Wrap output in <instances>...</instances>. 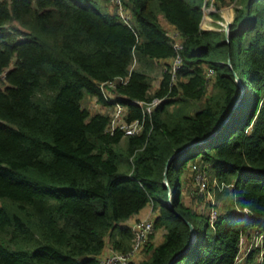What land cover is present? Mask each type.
I'll list each match as a JSON object with an SVG mask.
<instances>
[{"label": "trees", "instance_id": "trees-1", "mask_svg": "<svg viewBox=\"0 0 264 264\" xmlns=\"http://www.w3.org/2000/svg\"><path fill=\"white\" fill-rule=\"evenodd\" d=\"M238 1L227 38L201 27L204 0H122L128 24L108 0H0V264L127 254L124 221L147 205L146 257L128 264H264V0ZM119 77L137 135L83 105H111L100 83ZM209 192L213 216L192 205Z\"/></svg>", "mask_w": 264, "mask_h": 264}, {"label": "built area", "instance_id": "built-area-1", "mask_svg": "<svg viewBox=\"0 0 264 264\" xmlns=\"http://www.w3.org/2000/svg\"><path fill=\"white\" fill-rule=\"evenodd\" d=\"M115 5L116 10L122 20L128 24L130 21V14L124 9L122 5V0H111ZM204 5V4H203ZM203 14L208 12V10H203ZM204 20V19H203ZM202 22V21H201ZM175 48H179V44H174ZM180 59L177 57L172 65V69L175 71L179 67ZM213 75V70L211 68L207 69L206 76L210 77ZM125 81L124 78H117L113 81L102 82L100 83V91L103 99L112 105L113 113L109 116V123L107 130L110 133H114L115 131H122L125 135H137L143 130V122L139 119H134L131 121L127 120V106L126 104L119 101L116 98V86L118 83H123ZM114 95H111V94ZM95 99V98H93ZM96 100V99H95ZM158 101V103H157ZM161 99L154 98L152 101L145 103L141 101H131L135 106L139 107L144 113L150 112L151 108L155 105L159 104ZM196 181L199 184V192H203L206 189L207 184V176L205 173L198 172L196 174ZM244 215H247L248 210L245 208L241 210ZM134 238L132 249L129 253L123 254L117 251L109 250L108 253L98 260L99 264H128L129 261L132 260L133 255L136 251H138L146 242L148 235L152 233L154 229L153 220L151 217L147 216L145 219H137L131 224ZM244 243L243 236L240 237V245Z\"/></svg>", "mask_w": 264, "mask_h": 264}, {"label": "rangeland", "instance_id": "rangeland-1", "mask_svg": "<svg viewBox=\"0 0 264 264\" xmlns=\"http://www.w3.org/2000/svg\"><path fill=\"white\" fill-rule=\"evenodd\" d=\"M109 3V9L111 11H113L115 5L112 3L111 0H108ZM203 10H208V12L205 14H203V18H202V25L201 27L204 29H208L207 27L210 26L209 22H212L215 27H213L212 29H219L223 32H225V25L226 22L224 19H226L227 17L229 18L230 15L233 12V17L235 14V8L239 7V1L238 0H204L203 2ZM159 19L161 20L162 24L165 26V28L168 31H171V26L165 22L164 17L162 14L159 15ZM204 19V20H203ZM223 19V20H222ZM233 19V18H232ZM232 21V20H231ZM230 21V23H231ZM136 63H133L130 66V70H132L135 67ZM163 66V65H162ZM157 72L156 74H154L153 76V82H152V91L155 89V87L158 85V82L160 80L159 76H157L159 74V71L162 69L161 65L158 64L155 66ZM111 95H114L113 93ZM109 102V101H108ZM158 103V101H157ZM83 105L86 106L88 108V110H90L91 113H95V112H101V113H105L108 114L109 116L113 113V107L112 105H107L105 103H101L95 99H93L90 96H87L84 101H83ZM215 184V181L214 183ZM199 194H202V192H199ZM205 194V193H204ZM203 195V194H202ZM186 200L188 201V199L186 198ZM208 202H211V204L214 203V199L212 197V194L209 192L205 195V198L202 199L201 202H193L192 205L200 212H204L207 213L211 210L207 208L206 204ZM143 211H139L138 213L133 214V216L129 217L128 219H126L124 221V223H130L132 222L133 218H137V217H142L139 219H145L146 215H148L149 217L153 216V212L151 210V207L149 205L145 206L144 208H142ZM210 214L213 216L214 215V211H210ZM153 218V217H152ZM137 220V219H136ZM161 233L162 231H156L155 233V238L152 240L156 243H158L159 240H161ZM147 241V240H146ZM153 242V243H154ZM146 243V242H145ZM144 246V245H143ZM143 246L135 252V254L133 255V258L131 261H135V262H139L143 257H146V254L144 252V250L142 251ZM246 247H249V244H245Z\"/></svg>", "mask_w": 264, "mask_h": 264}, {"label": "water", "instance_id": "water-1", "mask_svg": "<svg viewBox=\"0 0 264 264\" xmlns=\"http://www.w3.org/2000/svg\"><path fill=\"white\" fill-rule=\"evenodd\" d=\"M229 29H230V22H228V23H226V25H225V34H226V36H227V38H228V33H229ZM236 79H237V81H238V83H239V85L241 86V89H243L242 87V83L239 81V79H238V77L236 76ZM225 122V121H224ZM224 122L222 123V125L224 124ZM184 151V149L183 150H180L179 152H177V153H175V154H173L171 157H170V159H169V161L171 160V159H173V158H176V157H178L182 152ZM169 161L167 162V164L169 163ZM165 180H166V178H165ZM166 186H167V183H166ZM171 204V202L169 201V205ZM186 223L190 226V229H191V233H192V235L194 236V235H196V231H195V229L192 227V225L188 222V221H186Z\"/></svg>", "mask_w": 264, "mask_h": 264}, {"label": "crops", "instance_id": "crops-1", "mask_svg": "<svg viewBox=\"0 0 264 264\" xmlns=\"http://www.w3.org/2000/svg\"><path fill=\"white\" fill-rule=\"evenodd\" d=\"M232 18H233V12H232V14L230 15L229 18L227 17V18L224 19V20H225L226 22H230V21L232 20ZM222 20H223V19H222ZM209 24H210V26L207 27L208 29H212L213 27H215V25H214L212 22H209ZM201 25H202V23H201ZM203 29H204V28H203ZM214 29H215V28H214ZM141 211H143V210H141ZM141 211H140V212H141ZM147 216H148V215H146V217H147ZM139 218H142V217H137V218L134 217V218L132 219L133 221L130 222V223H128V224L131 225L134 221H136V219H139ZM160 236H161V235H160ZM160 241H161V240H159L158 243H159ZM158 243H156V244H158ZM156 244H155V245H156Z\"/></svg>", "mask_w": 264, "mask_h": 264}]
</instances>
